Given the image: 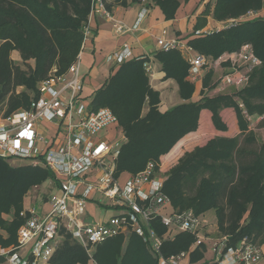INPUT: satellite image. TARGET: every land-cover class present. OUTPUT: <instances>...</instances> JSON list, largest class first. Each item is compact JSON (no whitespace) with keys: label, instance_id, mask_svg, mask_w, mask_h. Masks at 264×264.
Instances as JSON below:
<instances>
[{"label":"trees","instance_id":"obj_1","mask_svg":"<svg viewBox=\"0 0 264 264\" xmlns=\"http://www.w3.org/2000/svg\"><path fill=\"white\" fill-rule=\"evenodd\" d=\"M147 1L156 4L167 19L175 16L179 6L178 0ZM103 2L109 9L124 6L128 0ZM90 6L91 0H0V111L9 113L27 106L32 97L38 96L37 85L53 66L58 72H65L81 50ZM203 9L195 29L205 25L207 15L223 21L249 10H264V0H208ZM245 42L251 43L260 63L240 90L228 88L208 95L207 90L213 85V72L208 71L202 77L197 98L192 100L195 83L187 78V59L177 49H158L154 58L160 63L164 78L177 83L182 102L159 109V90L149 84V73L143 67L148 57L144 55L121 62L93 92L88 105L91 110L110 108L122 128L116 175L135 174L147 162H153L172 206L176 210L191 209L198 215L213 210L219 233L227 235V246L237 245L242 238L258 246L264 243V141L258 142L247 119L261 115L256 127H264V11L224 29L198 36L192 33L187 40L196 53L212 58L237 50ZM14 49L24 67L11 58ZM19 87L23 89L18 91ZM229 108L235 114L239 133L222 135L230 129L222 110ZM202 110L209 113L215 136L183 145L181 153L160 168L163 156L198 130ZM47 181L57 186L59 179L43 164L14 166L0 157V229L6 233H0L1 245L16 241V231L24 221L19 212L27 192ZM149 225L158 236L166 230L160 217L151 219ZM194 240L195 234L178 232L172 239L161 241V252L169 256L186 251ZM94 246L90 254L88 247L60 229L48 261L87 264L91 259L94 264H158L149 245L131 229ZM204 250V244L195 247L190 252L191 260L202 259Z\"/></svg>","mask_w":264,"mask_h":264},{"label":"built area","instance_id":"obj_2","mask_svg":"<svg viewBox=\"0 0 264 264\" xmlns=\"http://www.w3.org/2000/svg\"><path fill=\"white\" fill-rule=\"evenodd\" d=\"M260 11L249 10L237 18H226L217 21L215 26L197 28L192 33L198 36L224 29L241 20L254 18ZM89 12V17L95 13L112 17L103 0H91ZM113 26L118 30L122 28L116 23ZM84 27L86 37L89 33L88 24ZM157 46L165 51L174 48L187 53V76L194 83L201 81L206 72L221 69L213 79L212 87L207 90V94L210 92L211 95L228 88L242 89L249 82L251 71L260 63L249 42L242 43L237 50L213 58L196 53L191 45L178 38L159 37ZM129 57H132L131 51L125 47L111 52L108 60L120 63ZM80 61L81 56L78 54L65 72H58L53 66L49 74L39 81L38 96L32 97L27 106L9 113L0 111V157L6 160L11 157L30 158L33 160L32 165L43 164L59 179L56 191L48 198L50 207L47 211L40 213L35 206H30L19 212L24 221L16 231L17 240L13 246L0 244V256L4 258V263L0 264H50L48 260L56 248L60 229L71 233L86 248L131 229L149 245L158 258V264H180L186 258V252L163 256L161 237L149 225V221L158 216L159 209L170 202L162 190L163 178L157 175L155 164L149 161L141 171L130 173L127 180L120 183L115 172L120 141L96 139L101 130L117 122V116L106 106L91 110L82 102ZM143 67L152 75L153 69L148 59L144 60ZM238 104L244 110L242 102ZM40 120H56L62 133L60 141L45 150L39 149L37 145L44 140L36 130ZM92 167L100 172L98 187L103 196L121 210L98 224L87 223L82 216L93 187L87 184L83 192L77 190L82 177ZM143 184L148 187L144 188ZM160 220L166 228L195 234L194 243L202 244L198 235L202 220L191 209L173 210L169 215H161ZM225 241L226 237L222 236L213 241L211 246L216 256L220 257L218 264L224 261L223 256L229 258V264H257L262 258L260 246L248 238H242L235 246H227Z\"/></svg>","mask_w":264,"mask_h":264},{"label":"crops","instance_id":"obj_3","mask_svg":"<svg viewBox=\"0 0 264 264\" xmlns=\"http://www.w3.org/2000/svg\"><path fill=\"white\" fill-rule=\"evenodd\" d=\"M178 1L179 6L176 9L177 11L175 13V16L168 19L165 18L162 10H160V8L156 4H152L147 0H140L137 3H132L130 0H128L127 4H125L124 6L114 5L109 9L106 8L107 11L111 13V18H108L103 13H95L89 17V33L82 40L83 43L81 45V50L78 53L79 56H81L79 71L81 72L83 85L80 94L82 102H84V100L90 99L93 92L99 86H101V84L113 72L116 71V68L121 63H117L114 60L109 61V54H111V52L128 47L131 51L132 57L147 55L151 69H153L152 75L149 74V84H151L154 89L159 90V109L166 110L168 109V107H170L169 103L174 104L176 100L174 97L175 90L176 93H178V85L172 78H164V72L162 71V69H160V63L154 58V52L159 49L157 46V38H178L182 41L184 40L187 42L188 38L191 36L193 30L195 29L197 17L204 10L203 8L206 0ZM114 23L120 25L122 27L121 30H118L115 26H113ZM217 24V20L211 17V15L206 16L204 26L212 27ZM11 53L15 56L11 58L17 64L21 65L19 52L14 49L11 51ZM180 53L183 57H187V53L181 51ZM14 58L17 59V61ZM29 62L33 64V60H30ZM201 87V81L195 83V91L192 94V97L199 94H197L196 88H198V90L200 91ZM22 89L23 87H19L18 91ZM169 90H171L170 98H172V101L168 100ZM207 113V111L202 110L201 116H209V113ZM261 117V115L250 116L249 119L255 120V124L257 125ZM248 128L254 132L256 131L255 128L250 127V125L248 126ZM258 128L264 130V127ZM258 128L256 127V129ZM36 130L38 135H41L44 139L43 141L37 143L38 148L41 150H45L52 144L55 145L62 138V133L59 130V126L56 120H40V122H38L36 125ZM120 134L123 137L122 128H120L118 123L116 122L101 130L96 136V139L102 138L106 141H113L116 140V136ZM194 134L195 132L188 134L184 139L180 140V142L176 144L169 153L164 155L160 164V168L164 167L167 163L172 161V159L176 158L181 153L182 146H186V144L189 143H187V141L190 140V136L192 137V135ZM255 137L258 142L264 141V137H260L257 135H255ZM99 175L100 172L98 171V169L96 167H92L85 173L80 183L77 185L78 192H83L87 184H90L93 187L88 194L85 211L82 214L84 221L90 224H98L104 222L118 213V211H116L118 207L111 201H109L107 198L106 201H102L100 199L103 194L98 187ZM129 175V172H122L117 174L120 183H124ZM143 186L144 188L148 187L147 184H143ZM46 187H48V189ZM56 189L57 186H53L50 181L42 183L39 187L36 186L31 188V190L27 192V195L23 200V208L35 206L38 209L37 211H39L40 213H42V211H47L50 207L48 198L53 192L56 191ZM173 210L176 209L174 208V206H172V203L170 201L164 204L159 209L157 213L158 216H156L155 218L160 217L161 215H169L171 212H173ZM107 211H110V213H107ZM209 211L212 212L211 215ZM205 213H209L208 215L209 217H211L210 221L212 223V225L208 229V232L212 231L215 234L208 235L199 231L198 235L201 237L202 244L205 245V250L202 256L203 258L197 261L191 260L190 252L198 246L196 243H194V240L189 249L185 251L187 254L186 258H184L180 262V264H218V259L220 257L216 256V254L212 251L211 246L213 241H217L222 236H225L227 240V235H222L219 233V229L216 224V214L214 213V211L210 209L203 212L202 215ZM246 216L247 212L244 215V218H246ZM165 229L166 230L163 235H159L161 237V241L163 239H172L175 234L180 232L176 229ZM0 233H2L3 236H6V233L1 229ZM15 242L16 241H14V243L12 244L3 246H13ZM260 248L262 252V258L257 264H264V243L261 244ZM223 257L224 261L221 264H229V258L226 256ZM0 263H4V258L3 260H0ZM91 263L94 264V261L92 260ZM38 264L45 263L38 262Z\"/></svg>","mask_w":264,"mask_h":264},{"label":"rangeland","instance_id":"obj_4","mask_svg":"<svg viewBox=\"0 0 264 264\" xmlns=\"http://www.w3.org/2000/svg\"><path fill=\"white\" fill-rule=\"evenodd\" d=\"M208 0H206L205 1V3H204V5L206 4V2H207ZM213 1V0H212ZM263 11L264 10H262L261 9V11H260V14H262L263 13ZM11 57L13 58V57H15L12 53H11ZM15 59V58H14ZM16 61H17V59H15ZM21 66L22 67H24L23 66V64L21 63ZM213 72V76H212V79H211V82H213V79L216 77V75L217 74H219L220 72H221V69H216L215 70V72L214 71H212ZM201 82H202V79H201ZM203 83V82H202ZM201 89V88H200ZM196 90H197V94L199 93V90H198V88H196ZM210 93V92H209ZM208 93V94H209ZM170 95H171V90H169V92H168V96H169V98H170ZM209 95H211V94H209ZM198 96V95H197ZM197 96H194V97H192L191 99L192 100H195L196 98H197ZM174 97H175V102H174V104H171V103H169V106H172V105H175V104H177V103H180V102H182L183 100L181 99V97H179V95H178V93H176V90H175V95H174ZM168 98V100H171L172 98H170L169 99ZM167 100V99H166ZM172 101V100H171ZM84 102H85V105H89V102H90V99H87V100H84ZM168 108H170V107H168ZM146 110V108H144L143 109V112ZM208 114V113H207ZM222 114H223V119L225 120V122L228 124V125H230V129H229V131L228 132H225L224 134H222V135H229L230 133L231 134H234V133H238V131H239V128H238V126L236 125V119H235V114H234V112H233V110H231L230 108L229 109H223L222 110ZM247 119L251 122H249V125H250V127H252V128H255V132H254V134L255 135H257V136H260V137H264V130L263 129H260V128H258V129H256V122H255V120H250L248 117H247ZM215 133H217L216 132V130L214 131V129L212 128V126H211V123H210V121H209V116L208 115H203V116H200V123H199V128H198V130L195 132V134L194 135H192V137L190 136V140H188L187 141V143L189 142L190 144H196V143H200V141H202V139H206V138H209V137H212V136H215ZM259 137V138H260ZM116 140H118V139H120L119 141H120V143L123 141V137L121 136V134L120 135H117L116 136V138H115ZM8 160V162L11 164V165H14V166H26V165H32V163H33V160L32 159H30V158H26V159H22V158H15V157H11V158H8L7 159ZM40 186V185H39ZM39 186H37V187H39ZM36 187V186H35ZM47 189H48V187H46ZM100 199L102 200V201H106V198H104V196H101L100 197ZM38 210V209H37ZM116 211H118V212H120L121 210L120 209H116ZM208 211V210H207ZM210 212V211H209ZM107 213H110V211H107ZM211 213L212 212H210V215H211ZM209 213H205V214H199V216H200V218H201V220H202V226H201V232L202 233H204V234H208V235H213V234H215L214 232H212V231H209L208 232V229H209V227L212 225V223H211V217H209V215H208ZM205 215V216H204ZM207 218V219H206ZM94 249H95V246H92V245H90L89 247H88V251H89V253L90 254H92L93 253V251H94ZM92 262V260H89V262ZM88 262V263H89ZM89 263V264H93V263ZM87 263V264H88Z\"/></svg>","mask_w":264,"mask_h":264}]
</instances>
